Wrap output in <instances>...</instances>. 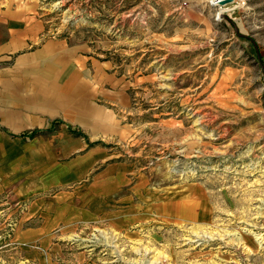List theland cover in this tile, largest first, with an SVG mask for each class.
<instances>
[{
  "label": "rangeland",
  "instance_id": "1",
  "mask_svg": "<svg viewBox=\"0 0 264 264\" xmlns=\"http://www.w3.org/2000/svg\"><path fill=\"white\" fill-rule=\"evenodd\" d=\"M243 1L0 0L32 17L31 47L66 45L76 111L110 126L42 131L80 141L67 165L100 154L12 198L0 264H264V0ZM28 207H52L49 231Z\"/></svg>",
  "mask_w": 264,
  "mask_h": 264
},
{
  "label": "crops",
  "instance_id": "2",
  "mask_svg": "<svg viewBox=\"0 0 264 264\" xmlns=\"http://www.w3.org/2000/svg\"><path fill=\"white\" fill-rule=\"evenodd\" d=\"M31 18L25 13L0 12V229L6 226L3 213L13 205V197L18 199L23 193L47 195L52 185L66 184L69 166L98 159L99 151L92 148L67 165L68 153H75L80 141L68 140L64 128L54 136L42 131L56 122L66 126L67 122L81 121L93 132L110 130L108 115H96L91 123V116L82 118L76 111L83 101L74 93L76 84L68 78L77 72V63L72 55L68 57L61 41L31 47ZM84 87L82 82L77 90ZM68 91L72 92L70 96ZM28 209L31 214L27 220L37 215L44 220L40 228L32 226L39 230L35 233L49 231L53 219L50 214L46 219L44 213H50L52 207Z\"/></svg>",
  "mask_w": 264,
  "mask_h": 264
},
{
  "label": "built area",
  "instance_id": "3",
  "mask_svg": "<svg viewBox=\"0 0 264 264\" xmlns=\"http://www.w3.org/2000/svg\"><path fill=\"white\" fill-rule=\"evenodd\" d=\"M221 0H209V4L212 8H214L216 12V17L221 18L227 13L229 14L231 11H234L236 7L240 5V3H244L243 0H234L232 3L221 5Z\"/></svg>",
  "mask_w": 264,
  "mask_h": 264
},
{
  "label": "water",
  "instance_id": "4",
  "mask_svg": "<svg viewBox=\"0 0 264 264\" xmlns=\"http://www.w3.org/2000/svg\"><path fill=\"white\" fill-rule=\"evenodd\" d=\"M234 0H221L220 1V4L221 5H226V4H229V3H232ZM238 7H236L235 9H237ZM235 11V10H234ZM234 11H231L230 13L234 12ZM229 13V14H230ZM227 16V13L224 15V17Z\"/></svg>",
  "mask_w": 264,
  "mask_h": 264
}]
</instances>
